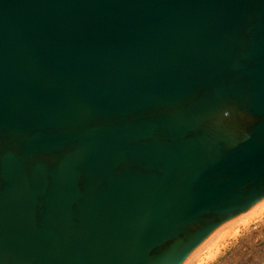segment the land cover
I'll list each match as a JSON object with an SVG mask.
<instances>
[{
	"label": "water",
	"instance_id": "1",
	"mask_svg": "<svg viewBox=\"0 0 264 264\" xmlns=\"http://www.w3.org/2000/svg\"><path fill=\"white\" fill-rule=\"evenodd\" d=\"M264 200V0H0V264H184Z\"/></svg>",
	"mask_w": 264,
	"mask_h": 264
},
{
	"label": "rangeland",
	"instance_id": "2",
	"mask_svg": "<svg viewBox=\"0 0 264 264\" xmlns=\"http://www.w3.org/2000/svg\"><path fill=\"white\" fill-rule=\"evenodd\" d=\"M252 216L248 222L235 219L225 224L224 229L235 225V232L220 241L217 249L210 251L212 255L202 249L186 264H264V209Z\"/></svg>",
	"mask_w": 264,
	"mask_h": 264
},
{
	"label": "bare ground",
	"instance_id": "3",
	"mask_svg": "<svg viewBox=\"0 0 264 264\" xmlns=\"http://www.w3.org/2000/svg\"><path fill=\"white\" fill-rule=\"evenodd\" d=\"M262 209H264V200L261 201L260 203H258L253 208H251L245 214L241 215L240 217H238L236 219L237 220L240 219V220H242V222H248L250 219H252L251 217H253L252 216L253 214H255L257 212H261ZM223 226L221 228H219L215 233H213L212 236L203 245H201L198 249H196L195 252L186 260V262L184 264H186V263H188V261L192 260V258H194L197 254H199L202 249H207L208 252L214 250V248H216L218 246L220 241H222L224 238H226L228 235H230L235 228V225H232V224L231 225L229 224V226L226 229H224V227H226L227 225L224 227ZM233 232H235V231H233ZM210 253H208V254L210 255ZM212 253H211V255H212Z\"/></svg>",
	"mask_w": 264,
	"mask_h": 264
}]
</instances>
